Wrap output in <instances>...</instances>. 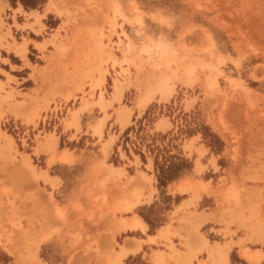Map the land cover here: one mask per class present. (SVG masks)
<instances>
[{
  "label": "rangeland",
  "instance_id": "1",
  "mask_svg": "<svg viewBox=\"0 0 264 264\" xmlns=\"http://www.w3.org/2000/svg\"><path fill=\"white\" fill-rule=\"evenodd\" d=\"M18 4L34 11L33 19L16 17ZM28 37L42 43L18 54ZM128 42L131 53L123 57ZM0 57L13 65L0 63L8 72H0V264H101L126 239L138 243L120 264H264V0H0ZM117 81L124 83L120 100ZM163 83L170 97L156 91L139 109L136 99ZM58 110L57 124L42 130L41 121ZM124 110L130 118L122 128ZM62 126L95 162L91 176L88 161L49 167L60 177L54 187L32 174L44 172V152L54 143L66 149L62 135L71 130ZM2 136L11 139L10 150ZM134 157L154 162L155 186L146 195L138 187L131 197L130 188L122 193L105 182L112 190L100 191L102 201L84 188L85 179L95 186L103 179L100 160L133 174ZM123 175L110 174L117 182ZM178 178L186 182L173 198L165 187ZM156 188L154 201L133 212L149 225L147 235L160 226L165 234L136 254L146 232L115 237L109 210L130 197L125 207L150 202ZM202 215L210 216L200 222ZM217 246L221 253H213Z\"/></svg>",
  "mask_w": 264,
  "mask_h": 264
},
{
  "label": "crops",
  "instance_id": "2",
  "mask_svg": "<svg viewBox=\"0 0 264 264\" xmlns=\"http://www.w3.org/2000/svg\"><path fill=\"white\" fill-rule=\"evenodd\" d=\"M18 5L19 6L16 7V9H14V11H16L18 13L17 15L15 14L16 17L18 15L20 16V14L21 15L22 14H25L27 17H31L33 19V17L30 14L34 13V11H31L30 13L29 12H26V11H24V8H23V6L21 4H18ZM37 13L39 14V16H41L40 12H37ZM41 18H43V15H42ZM45 18H47V15L45 16ZM16 21H17V19H16ZM32 22H29V23H32ZM16 23L19 26H22L18 21ZM29 23H27V24H29ZM40 35L42 36V33H40ZM23 37H24V35H23ZM25 40L27 42H26V44H24V46H25V51L27 49V52H28V48H29L30 45L31 46H34V43H37V44H41L42 43L41 40L34 39V38H30V37H28V39L25 38ZM2 60H6L8 62L7 63H4V62H2ZM0 63H2V64H8L10 68L13 67V65L10 63V61L8 59L2 58V57H0ZM0 72L3 75L4 74H8V72H6L5 70H3L2 68H0ZM10 77H14V76H10ZM83 116H84V113L81 114V116H80V123L82 121V117ZM62 130H63V132H66V131H70L71 130L70 133L66 132V133H63V135H62V137H63L62 143L65 144V148L66 149H64V148L61 149L60 148V142H61V140H59L56 143H54V147H52L49 152H44L46 154V156H47L46 158H44V160L46 161V169L42 173H43V176L45 178H47V180H48V183L47 184H49V185L54 184V187L57 185V177H59V174H58V176L57 175H54V176L51 175L50 172L48 171V168L49 167H50L49 168L50 170H52V169H57V170L64 169L65 170V169H71L75 165H79V164L81 165V164H83L84 161H88L90 164H88V167L85 168V169H86V173L88 174V176L89 175L91 176V174L93 172L92 168H93V165H94V162H95L94 161V158H92L90 154H88L89 156H86L87 153H85V151H83L82 148H80L79 146H77L78 143H79V141H78L79 138L76 137L75 139H70L71 138V137H69L70 134H71L72 137H74V136L77 135V134H74V130H72V129H70V130H64L63 129V126H62ZM50 142L51 141L45 142L44 145L47 146L48 144H51ZM208 156L209 155L206 152V159L208 158ZM130 161L135 166V169H133L134 170L133 174H129L128 173V170L124 166L111 165L112 167H110V165L108 163L107 164L105 163V166H107L105 168V167H103L101 165L102 164V160H100V162L97 165V167L98 168H101V170L104 172L103 179L99 182V185H96V186H95V184H94L93 181H90V180L85 179V182L86 183L84 182V188L92 190V192H93L92 193V198H95V197L97 198V196L100 194V191L103 190V189H107L108 191L112 190V188L109 187L111 184H112L111 186L116 187V189L118 191L122 192V193H126L129 190H131V192H130L131 193V197H132V188L142 187V188H145V191L143 192V195H146L147 192H148L147 191V188H149V184H150V187L151 188H153L155 186L154 185V181H153V179H155V173H154L155 166H154V162L151 161L149 163L148 161H146L144 163L141 160L140 157H134V159H132ZM68 163H70V164H68ZM142 166L145 167L146 170H144L142 168ZM120 169L124 170V175L120 179V182H117L114 177H111L110 176V174H114V173H117L118 172L121 175L122 174V170H120ZM206 171H209V169H207ZM45 172H46V174H45ZM125 175H128V177H135V179H131V181H134L135 184H132V182L131 183L128 182L127 179H126V177H125ZM143 177H146L147 179L145 180V179H143ZM61 182H63L62 181V176H61ZM105 182H110L111 184H109V183L105 184ZM185 182H186V180H183V178H178L177 180H174V181L168 183L167 186L165 187V190H166L165 194L172 195L173 198L176 197V194H182V193H180V192L177 191V188H178V186L185 185ZM187 182H190V181H187ZM60 186H62V185H60ZM168 188H170V191H169ZM96 190L98 192H96ZM156 191H157L156 194L155 193H152L151 194L150 202L143 201L142 198H139L138 199L139 202L136 203L133 208H131L129 206V209L130 208L131 209L130 210L127 209L125 211L123 209L132 200V198L130 197L129 199H126L127 201H124L121 206H119V207H121L120 210H115V209H110L109 210V211H111V213L113 215V219L115 220L114 224L118 227V230H117V232L115 234V237L119 233H122V232H125V231H128V230H130V231L131 230H133V231H139L140 233H143V232L145 233L146 232V234H145V237L147 236L146 238L144 237L143 239H141V238L138 239L142 243H139L138 249L135 252L136 254H140L141 252H143L144 247L150 245L148 243V240L149 239L152 242V240L154 241L157 237H163V235L165 234V232L164 233H158L157 232V235L156 234L147 235V232L149 231V225L144 221V219L141 216H139L138 214H135L133 212L135 210V208H139V207H142V206H145V205H148V204L152 203L154 201V199L156 198V195L158 194V189L157 188H156ZM99 196L102 197V201H103V200H105L106 194L105 193H101ZM200 196H201V194H200ZM133 198H134V196H133ZM184 200H187V199H184ZM184 200H182V201H184ZM184 204H182V205H184ZM116 212H119V213H122V214L123 213H127L128 215H126V216L125 215H122V216H118L117 215V216H115V213ZM135 223H137L138 225L133 227L132 225H134ZM121 225L124 226V227H130V226L131 227L130 228H126V229H120L119 227ZM131 228H133V229H131ZM159 229H165V226H160ZM133 240L134 239H132V240H130L128 242V246H129L128 249H130V245L132 243H138V241L136 242L135 240L134 241ZM200 241H201V239H200ZM197 242L199 243V241H197ZM233 242H234V240H233ZM200 247L206 248L207 246L206 245L205 246L204 245L202 246V244H201ZM247 249H249V248H247ZM152 251L153 252H162V250H160V249H153V248H152ZM117 252H119V250ZM245 254H248V252L245 253ZM249 254H251V253H249ZM253 256H260V255H257V253H254Z\"/></svg>",
  "mask_w": 264,
  "mask_h": 264
},
{
  "label": "bare ground",
  "instance_id": "3",
  "mask_svg": "<svg viewBox=\"0 0 264 264\" xmlns=\"http://www.w3.org/2000/svg\"><path fill=\"white\" fill-rule=\"evenodd\" d=\"M139 20V19H138ZM137 21V20H136ZM139 22V21H138ZM110 35V34H109ZM152 42L151 41H149V43L146 45H144L142 48H141V50L140 51H144V52H147V50L150 48V44H151ZM16 49V48H15ZM131 43L130 42H128V43H126L125 44V49H124V51L122 52L123 53V57H125V54H129V52L131 51ZM18 54H20V55H24L25 54V46H24V44H21L20 46H18L17 47V51H16ZM131 53V52H130ZM108 55V57L110 56V53L109 54H107ZM55 57V56H54ZM23 58V57H22ZM109 58H111V60L115 63L116 62V60L114 59L115 57H109ZM122 61H124L125 62V60H124V58H123V60ZM153 65H155V64H153ZM192 66L194 65V64H191ZM191 65H190V67H191ZM196 65V64H195ZM187 68H188V66H187ZM190 70V69H189ZM39 71V70H38ZM41 72V71H40ZM185 72H186V70H185ZM39 73V72H38ZM188 72H186V74H187ZM101 75V74H100ZM254 75V74H253ZM39 76H41V74L39 75ZM190 77V76H189ZM188 77V78H189ZM40 78V77H39ZM100 78H102V79H99L100 81H99V84H102L103 83V77L101 76ZM151 78V77H150ZM158 78V77H157ZM161 78V77H160ZM160 78H158V79H160ZM188 78H186V79H188ZM154 80V79H153ZM190 80V79H189ZM148 81V80H147ZM163 81V80H162ZM97 82V81H96ZM149 82V81H148ZM153 82H155V81H153ZM187 82H189V81H187ZM210 82V81H209ZM152 83V82H151ZM156 83V82H155ZM124 84V83H123ZM123 84H120L118 81L117 82H115V85H114V89H115V95H114V99L115 100H119L120 99V96H121V94H122V89H123ZM150 84V83H149ZM154 89H155V87H154ZM153 88H149V89H147L144 93H142V95L141 96H139L138 97V99H136L137 100V103H136V105H137V107L139 108V109H142V108H144L146 105H147V103L150 101V99L152 98V96H153V94L157 91L159 94H160V97H161V99H163V100H167L169 97H170V95L172 94V89H171V87H169L168 85H166V84H159V86L158 87H156V90H154ZM144 91V90H143ZM4 99V98H3ZM100 102H103V100H102V98L100 99ZM26 103V102H25ZM106 105V104H105ZM11 108V107H10ZM16 112V111H15ZM19 115V114H18ZM72 122L71 123H76V119H77V112L75 111V112H72ZM129 118H130V111H128V110H124V111H122L121 113H120V116H118V122L120 123V125H121V127L122 128H124L128 123H129ZM30 121V120H29ZM31 122H33V121H31ZM102 127H103V123L102 122H98L97 123V125L96 126H94L93 127V130H94V132L96 133V134H100L101 133V129H102ZM3 137V141H4V143H3V145H4V148L5 149H8V150H10V148H11V146H12V141H11V139L8 137V136H2ZM53 139V135H49L48 136V138H47V141L46 142H49V141H51ZM107 145H109V144H107ZM3 148V149H4ZM23 164H24V166H26L28 169L31 167V165H30V163L27 161V160H23ZM25 170V169H24ZM27 171V170H26ZM25 171V172H26ZM23 172V171H22ZM29 173H30V171H28ZM32 173H33V170H32ZM31 174V173H30ZM37 177V178H39V177H42L43 179H46L44 176H43V173L41 172L40 173V175H38V174H36V173H33L32 174V177ZM35 177V178H36ZM48 204V203H47ZM52 206H50L49 208H51ZM182 207H183V205H182ZM127 209H129V206H127V207H125L124 208V210H127ZM177 209V208H176ZM233 212V211H232ZM225 213V212H224ZM235 213V212H234ZM47 214V216H48V213H46ZM216 215H218V214H216ZM185 216V215H184ZM207 216H210V215H202L201 216V218L200 219H198V220H200V222H201V219H203V220H205L204 218H207ZM192 219V218H191ZM197 220V219H196ZM188 222V221H187ZM194 223V222H193ZM138 224L137 223H135L134 225H132L133 227L134 226H137ZM131 227V226H130ZM164 231V229H160L159 230V232L158 233H162ZM165 232V231H164ZM110 234V233H109ZM191 234V233H190ZM162 235V234H161ZM164 236V235H163ZM197 236V235H196ZM194 238V237H193ZM152 240V239H151ZM130 240H128V239H126L124 242H123V245H121V246H119V252H117L116 254H115V256L113 257V258H110V260H108V257L106 256V257H104L103 258V260H105L106 258V260H108V261H110L109 262V264H120L121 263V261L127 256V254H128V252L131 250V248L130 249H128L129 248V246H128V242H129ZM153 241V240H152ZM200 241V240H199ZM201 242V241H200ZM204 243V244H203ZM201 244H202V246L204 245H206V242H204V241H202L201 242ZM200 244V245H201ZM171 248V247H170ZM216 251H218V252H220L221 253V250H220V247L219 246H217L214 250H213V253H215ZM211 254V253H210ZM102 255V254H101ZM257 255H260L259 253H257ZM260 257L261 256H253V260L254 261H259V259H260ZM96 259V258H95ZM97 260V259H96ZM95 260V261H96ZM103 260H102V262H103ZM108 261L105 263V264H107L108 263ZM101 262V264H103ZM33 263H34V261H33ZM36 263V262H35ZM34 263V264H35ZM37 264V263H36ZM39 264V263H38ZM185 264V263H184Z\"/></svg>",
  "mask_w": 264,
  "mask_h": 264
},
{
  "label": "built area",
  "instance_id": "4",
  "mask_svg": "<svg viewBox=\"0 0 264 264\" xmlns=\"http://www.w3.org/2000/svg\"><path fill=\"white\" fill-rule=\"evenodd\" d=\"M62 115V110H58V111H56V112H53V114L52 113H49L48 115H47V117H46V119L45 120H43V121H41L42 123H41V129L42 130H44V128H45V126L47 125V126H50V123H52V125H56L57 123L56 122H58V118L60 117ZM15 128H17V126L15 125Z\"/></svg>",
  "mask_w": 264,
  "mask_h": 264
}]
</instances>
